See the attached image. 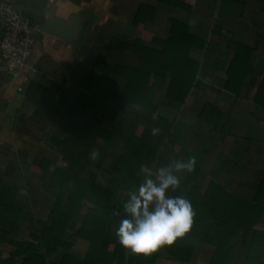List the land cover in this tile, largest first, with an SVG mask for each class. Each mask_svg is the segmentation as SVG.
<instances>
[{"label": "crops", "instance_id": "0c3cea01", "mask_svg": "<svg viewBox=\"0 0 264 264\" xmlns=\"http://www.w3.org/2000/svg\"><path fill=\"white\" fill-rule=\"evenodd\" d=\"M1 1L32 25L34 47L17 76L0 73V207L14 208L0 258L119 264L101 219L144 182L154 153L152 179L196 158L191 172L173 168L180 184L166 193L203 220L185 264H264V0ZM74 15L75 46L43 31ZM127 171L134 187L118 189Z\"/></svg>", "mask_w": 264, "mask_h": 264}, {"label": "clouds", "instance_id": "9594fccd", "mask_svg": "<svg viewBox=\"0 0 264 264\" xmlns=\"http://www.w3.org/2000/svg\"><path fill=\"white\" fill-rule=\"evenodd\" d=\"M155 134V133H154ZM98 153L92 152V159ZM196 158L177 162L174 166L160 167L155 172L147 165L141 166L145 180L138 189L129 192L124 212L130 218L120 220L116 237L125 249L138 255H150L165 245H173L178 238L190 232L194 210L189 200L166 193L179 187L180 178L174 174L181 170H194ZM174 168V170H173Z\"/></svg>", "mask_w": 264, "mask_h": 264}, {"label": "trees", "instance_id": "16d2710c", "mask_svg": "<svg viewBox=\"0 0 264 264\" xmlns=\"http://www.w3.org/2000/svg\"><path fill=\"white\" fill-rule=\"evenodd\" d=\"M177 22L174 21V25L176 26ZM154 159V153H151V155H149L146 159L145 165H147L148 167L150 166V164L152 163ZM135 176V173L132 171H127L125 173H118L115 174V176L113 177L114 179V185H116V187L118 189H125V190H130L131 188L134 187L133 183H129L127 181V177L133 178ZM65 181H63V184L69 183V180H74L75 178L71 177V179L65 178ZM130 186V187H129ZM184 182L183 184L180 185V192H183L185 194V189H184ZM197 192V194H199L198 196L195 194ZM201 191L198 190H192L188 193L189 197L191 198V200H194L197 204V213H201V211L203 210L204 206H203V202L201 200V196H200ZM203 199V198H202ZM107 209L109 211V215L107 218H105L103 216V218L101 219V222L107 226L108 232L104 235V237L102 238V247L104 249H107L111 243L114 244V253L115 256H117L118 258V263L119 264H126L125 262V253H126V249L121 246V244L118 243V239L116 237V229L119 227V223L121 219L124 218H130L125 212H124V206L120 205V203L118 202H114V204L112 206L108 205ZM101 210H103L102 212L105 211V209L101 208ZM12 212H14V208L7 206V205H2L0 207V223L6 224L7 220L6 218L8 216H10L12 214ZM197 215V216H196ZM203 225V220L200 214H195L193 216V225L192 228L190 230V232H188L185 237L182 238H178L177 241L173 244V245H165L163 247H161L158 251L150 254L154 257L155 262H157L159 259H163L165 258L167 261L172 262L177 261L180 263H187L190 260V255L192 253L191 247H189L186 244V241L189 240L188 238H201V234H200V230L202 228ZM13 226L14 224H10L9 225V229L10 232L13 230ZM212 227L209 226V229H211ZM196 229H198L197 232ZM9 232H5L0 230V239L1 240H6V238L9 236ZM17 236V235H16ZM19 251V250H18ZM17 253H11V254H7L5 255V257L0 258V264H18L20 262V258L22 256L21 252L19 251ZM50 256V253H49ZM216 260V259H215ZM129 264H135L134 260H129L128 261ZM20 264H27L24 262L20 263ZM31 264V263H30Z\"/></svg>", "mask_w": 264, "mask_h": 264}, {"label": "built area", "instance_id": "2783aa9c", "mask_svg": "<svg viewBox=\"0 0 264 264\" xmlns=\"http://www.w3.org/2000/svg\"><path fill=\"white\" fill-rule=\"evenodd\" d=\"M0 28V73L15 77L31 57L34 29L19 7L9 1L0 2Z\"/></svg>", "mask_w": 264, "mask_h": 264}, {"label": "water", "instance_id": "95a60500", "mask_svg": "<svg viewBox=\"0 0 264 264\" xmlns=\"http://www.w3.org/2000/svg\"><path fill=\"white\" fill-rule=\"evenodd\" d=\"M84 16H72L67 20L50 17L43 31L45 33L60 37L64 41L76 45V38L83 28ZM70 27H73L72 29Z\"/></svg>", "mask_w": 264, "mask_h": 264}]
</instances>
